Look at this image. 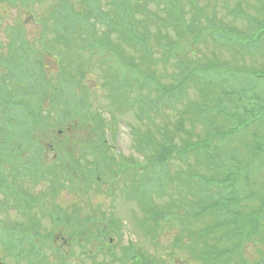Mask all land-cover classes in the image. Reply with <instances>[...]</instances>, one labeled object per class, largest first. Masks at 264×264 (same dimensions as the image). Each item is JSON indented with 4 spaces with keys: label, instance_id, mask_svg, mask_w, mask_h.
<instances>
[{
    "label": "rangeland",
    "instance_id": "374dc122",
    "mask_svg": "<svg viewBox=\"0 0 264 264\" xmlns=\"http://www.w3.org/2000/svg\"><path fill=\"white\" fill-rule=\"evenodd\" d=\"M115 2L0 0V263L136 264L134 256L142 264H264V214L261 227L245 231L239 240L231 233L236 221L216 212L189 217L198 204L190 189L202 177L207 182L253 177L255 185L250 181L246 192L251 196L240 205L231 204L230 213H239L235 218L244 223L255 219L258 206L264 212V174L247 163L252 158L263 169L264 149L251 156L246 148V137L264 136V121L222 143L217 140L218 154H188L183 159L176 153L189 143L209 139L210 130L221 134L233 129L240 107L258 115L264 112V37L253 41L254 32L264 28V10H258L264 0H174L182 16L177 24L171 23L177 20L173 11L161 8L160 1L147 4L137 16L149 20L142 47L137 41L120 42V33L104 31L119 20L118 12L115 19L107 12ZM94 6L104 12L106 22L101 16L88 18ZM56 11L58 19H95L96 36L90 41L96 46H76L86 45L93 35L85 25L76 36L81 41L55 42L54 25L49 21L42 28L36 21L55 19ZM252 20L259 23L253 26ZM213 30L222 35L213 36ZM232 31L245 36L247 43L230 38ZM116 47L120 54L114 53ZM29 62L44 65L43 71L26 72L41 80L16 74ZM256 74L263 78L253 79ZM60 85L74 94L92 123L95 117L105 120L104 136L114 149L108 155L132 169L115 178L111 171L116 168L109 163L108 169L100 160L106 148L81 145L84 136L97 139L95 128L87 129L83 121L74 129L61 127L67 110L57 103ZM172 87L173 100H168L164 95ZM227 88H243L245 94H225ZM33 95L41 98L40 118L46 129L36 130L29 141V119L20 122L12 110L13 103L29 104ZM61 139L68 143L62 145ZM168 148L174 152L163 167L167 175L159 178L149 171L162 172L163 165L153 161ZM185 173L194 176L183 179ZM153 179L158 180L150 191L147 184ZM30 229L35 235L29 244ZM102 229L106 237L99 234ZM227 229L230 236H225ZM77 236L86 240L84 244ZM8 238L14 242L10 245L24 242L17 257L14 248L3 244ZM208 246L222 255L206 262Z\"/></svg>",
    "mask_w": 264,
    "mask_h": 264
},
{
    "label": "trees",
    "instance_id": "16d2710c",
    "mask_svg": "<svg viewBox=\"0 0 264 264\" xmlns=\"http://www.w3.org/2000/svg\"><path fill=\"white\" fill-rule=\"evenodd\" d=\"M116 1L117 2H115L113 7H111L110 10L108 9L107 12L109 14H113L114 18H112V19H115L116 12H118L119 16L117 18H119V20L112 21L113 25L104 31L108 32V34L114 33V32L120 33L121 37H117L120 40V42H124L125 40H127L126 42H129V44H131L132 42L137 41L139 43L140 47L146 45L145 43H147V41H146L147 38L143 32L146 31L147 24H148L149 20H147V19H138L137 20V16L139 15L140 9L145 7L147 4L154 3L156 1H158V2L160 1L161 8L165 7L166 9L168 8V10L170 8L173 11L174 19H177V20L176 21L173 20L171 23H174V24L181 23V19H182L181 17L182 16L180 14V8H178L177 6L174 5L175 4L174 0H146L143 2L135 1L134 3L133 2L130 3V1H128V0H125L126 2H124L123 0H116ZM260 4H262V2H260ZM258 10L262 14L263 13L262 10H264V5L262 4V6H259ZM58 13L59 12H57V11L55 12V14H54L55 19H51V17H50V19H47V20L41 19L39 22L36 21V24L40 25V27H42V28H45V26H46L45 24L50 21L52 23V25H54L55 30H56V36H55L54 40L57 43L60 40H62V41L66 40L67 41L68 39H70L72 42L81 41L80 38L76 39V36L78 37L77 33H78L80 27L82 25H85L89 31H93L92 32L93 35H91L89 37L86 45H76V46H79V47H81L83 49H87V50H90V48L93 49L96 46V44L92 45V42L90 41L91 38L96 36L95 35L96 28H95V25L92 23L93 20H95V19H76V17L74 15H72L71 19H58L57 18ZM91 16H95V17L101 16L102 20L106 22V17L104 15V12H101V9L99 7L94 6L90 10V14H89L88 18H91ZM107 19H110V18L107 16ZM170 19H172V18H170ZM212 19H215V18L212 17ZM252 22H253V24H252L253 26L255 24L259 23V22H256V20H252ZM259 26H261V25H259ZM259 26H256V27L259 28ZM19 27H21V26H19ZM257 30H258L257 32L253 31L254 33H257V35L253 39V41L254 40L258 41L260 37H264V28H260ZM222 32L223 31L217 32V31L213 30V36L222 35ZM224 33H229V32H224ZM194 35H195V37L193 38V40L194 41L199 40L197 38V34L195 33ZM231 37H232V39L240 38V40H242V41H245V42L247 41L245 36H240L239 34L235 33L234 31H232L230 38ZM105 38L108 39V36L105 35L104 39ZM230 38H229V40H231ZM97 47H99V49L101 48V49L107 50L104 48L103 45H99ZM119 51L120 50L118 47L114 48V53L120 54ZM46 54H47V52H46ZM176 55L178 56L179 54H176ZM53 59H55V57H53ZM35 68L40 70V71H43V64L35 65ZM251 77L253 79L255 78L257 80H260L259 78H263V77L258 76L257 74L252 75ZM38 78L41 80V77L35 76L34 78H31V81H33V82L37 81ZM261 84H264V79L261 80ZM60 86H61L63 92H61V94L59 95L57 103L62 104L63 107L67 110L66 114L63 112V114L61 115V117H62L61 118V127H70L72 129H74L79 124L80 121H83V123L86 124L85 126L87 129L93 130V128H95V130H93V131L98 130L99 134H98V137L96 140L92 137H89V136L85 137L84 136V142H81V145H83L86 148H91L92 146H96V145H101L102 148H106V146H105L106 141L104 139V136H103L104 132L102 130H105L107 127L103 126L104 125L103 121L100 120V118L96 119V117H95L96 125H94L95 122L92 123L91 120L88 119V117L86 116V114L84 112V108L79 105V102L76 100L75 96H73L74 94L72 92H69L68 90L64 91L63 88H65V87L63 85H60ZM176 87H172V88L168 89L167 90L168 94L171 95L172 90H175ZM227 91L232 93L234 96L236 95V96L242 97V95L245 94V90L243 88H238L236 90H233L232 88H227V89H225V94ZM37 96H39V95H33L31 98H29V104H27V103L25 104L22 101H19V103L17 102V104L13 103L12 116H14V117L18 116V119L20 122L24 121L26 118L29 119V131H30L31 135L27 136V140H29L31 137L35 136L34 134H35L36 130H38V132L40 133L46 129V126L41 124V118H40L41 116H40V110H39V107L41 104V98H36ZM248 99H252V98H248ZM75 100L78 102V104L75 103ZM246 102L251 103L250 101H246ZM62 105H59V106L61 107ZM238 111H239V114H238ZM235 112H236V109L233 112V115L235 114ZM263 115H264V112L258 115V113L255 114V112L253 110L252 111L248 110L244 106L240 107V108H238V110L235 114L236 120H235V127H233V129H230L228 132L221 133V134H219V131H220L219 129H216V132H214V131L212 132V130H210L209 139H206V141L200 140V141L192 142L187 147L184 146L183 149H180L176 153L183 156V159H185L188 154L206 153V152H207V154H211V152H212V154H218L219 146L216 145L217 140L221 141V140H224L228 137H232L233 135L237 134L238 132L245 129L249 125L259 124L260 122L264 121V118H262ZM250 116H251V118H247ZM44 133H45V131H44ZM65 138H66V135H65ZM246 138L248 141L246 148L249 149L251 156H254L255 154L261 155V151L264 149V136H262V135H251V136L246 137ZM9 139L10 138L7 137L4 140H9ZM21 141H23V140H19L18 142L20 143ZM10 142L11 141H5V145L9 146L11 144ZM64 142L66 143L67 140L61 139L62 145H64ZM220 143H222V141ZM91 144H96V145H91ZM57 146L61 147L59 145H57ZM16 151L18 153L20 152V150H16ZM173 152L174 151L171 148H168L167 150H165V153L164 152L159 153V155H157L155 157V159L153 161L154 164L155 163L160 164V165L164 164L162 166V172L161 171L159 172L160 175L157 174L159 178H161V174L167 175L166 174L167 171L163 167H165V165H166L165 163L170 158V156ZM20 154L21 155L23 154L22 151ZM108 154L109 153H107L104 156L105 159L100 158V160L102 161L104 166H107L109 169V167H110L109 163L115 164L116 159L114 158V156H111V155L109 156ZM105 160H106V162H104ZM229 160H233V159L230 158ZM222 161L227 162V159L222 160ZM247 163L253 164V167H254V165L257 166V168H258V170L256 169L258 171L257 174L258 173L264 174V171H263L264 168L259 170L261 168V165H263V164H260L258 161L254 160L252 158L247 159ZM254 163H256V164H254ZM95 166H98L97 169H99L101 167V164L96 163ZM127 168L128 167L125 165L121 166V169H127ZM151 171H155V168L154 169L152 168ZM225 171H226V168H225ZM226 172L228 173V171H226ZM226 172L224 174L228 175ZM242 174L244 175V173H242ZM116 176H118L117 171L115 173V178H118ZM193 176H194L193 173L182 174V178L187 179V180L192 178ZM200 179H201V181H196L197 185L195 186V189H190L189 195L196 197L197 200L204 202L205 207H201L198 210V209H196L197 208V204H196L195 208L193 209L195 212H193L192 215H189L190 218H191V216L195 217V216H198V214H202L203 211H201V210H204L206 212L207 211H210L213 213L216 212V213L220 214L224 220L233 221V222L236 221V223L234 222V224H235L234 230L235 231H231V233L236 234V237L238 238V240L241 238V236H244L242 234L245 231L252 232V231H255L261 227V222L263 220L261 218V214H264V212L262 211L263 210L262 206H258L256 208V210H254L256 212V217L253 221L244 222V223H241L240 220H237L238 219L237 217L235 218V216H237L239 213L238 214L234 213V212L230 213L228 211L230 202L232 204H235V205H240V201L243 202L244 200L248 199L251 196V193H246V192H249L248 187H250V185H249L250 181H251V185H252V183L255 185V181H254L253 177H251V179H249V176H246V178L244 177V179H246V180L249 179V181H234L233 177H231V179L229 180L227 178V176L225 177V179L223 181L216 180V181H208L207 182L206 177L205 178L202 177ZM262 179L259 178V180H262ZM202 180H204V181H202ZM153 182L154 181L148 183L147 187L148 188L153 187V185H154ZM189 182H190L189 184H193V181H189ZM263 184H264V182H263ZM198 186H199V188H197ZM203 199H206V200L204 201ZM257 214H259V215H257ZM166 217L167 218L164 221L167 222L170 217H169V215ZM230 219H233V220H230ZM240 223H241V225H240ZM34 230L35 229L29 230V244L32 243L31 239L35 235ZM105 231H107V230L102 229L101 231H99V234L102 236L103 235L105 236ZM150 233L152 235L155 234L154 230H150ZM225 236H230V231L228 229L225 232ZM77 237H78L77 241H80L81 244H84V241H86V240H84L83 237H81V238L79 236H77ZM209 248L210 249H207L205 251L206 262H210L211 260L218 259L220 257V255H222L219 251H216L215 248H211V247H209ZM132 260L135 261L136 264H142L141 262L138 261V258H136L134 256L132 257Z\"/></svg>",
    "mask_w": 264,
    "mask_h": 264
}]
</instances>
